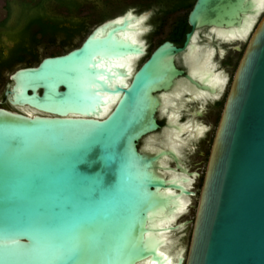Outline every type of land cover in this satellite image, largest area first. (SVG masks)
<instances>
[{
    "label": "water",
    "instance_id": "95a60500",
    "mask_svg": "<svg viewBox=\"0 0 264 264\" xmlns=\"http://www.w3.org/2000/svg\"><path fill=\"white\" fill-rule=\"evenodd\" d=\"M135 18L130 10L79 48L11 76L12 104L48 115L0 108V264H264V6L196 0L187 17L193 29L252 33L217 126L186 258L169 234L180 194L189 193L160 172L163 152L136 148L158 127L153 93L181 73L178 49L164 42L128 86L111 82L124 75L114 60L141 53L125 37Z\"/></svg>",
    "mask_w": 264,
    "mask_h": 264
},
{
    "label": "flooded vegetation",
    "instance_id": "af4514ba",
    "mask_svg": "<svg viewBox=\"0 0 264 264\" xmlns=\"http://www.w3.org/2000/svg\"><path fill=\"white\" fill-rule=\"evenodd\" d=\"M41 1L4 3L5 15L0 18L2 109L23 115L47 116L28 105L12 104L13 93L10 91L15 81L11 76L18 70L38 66L45 58L61 56L79 48L98 27L122 17L130 10L136 18L130 20V30L125 31V37L130 36L131 41L140 44L141 53L124 55L114 60L113 65L124 75L111 82L128 86L133 75L164 42L178 49L173 64L181 73L168 87L153 93L159 102L154 114L158 127L142 135L136 142V148L150 154L163 152L158 161L162 168L160 172L189 193L180 194L183 207L178 209L176 222L172 224L175 230L169 234L171 245L176 237L188 240L183 253L186 258L217 126L235 71L252 32L244 37L239 31L228 33L216 27L193 29L187 17L196 0H146L143 5L145 10L136 12L127 9L117 16L110 15L112 8L109 6L119 1L105 0L103 11L98 17L94 16L100 10L96 4L72 0L48 6ZM87 4L92 5L89 15L78 17L80 10ZM20 13L29 14V17L20 19ZM143 13L147 14L146 17H139ZM86 32L83 41L75 46V42ZM134 34L136 39L132 37ZM41 93L38 90V94ZM103 96L108 101L120 97L108 93ZM191 210V219L180 221Z\"/></svg>",
    "mask_w": 264,
    "mask_h": 264
},
{
    "label": "rangeland",
    "instance_id": "374dc122",
    "mask_svg": "<svg viewBox=\"0 0 264 264\" xmlns=\"http://www.w3.org/2000/svg\"><path fill=\"white\" fill-rule=\"evenodd\" d=\"M6 1H10L12 3H15L17 1H19L21 4H25L26 2H30V1H35L36 3H38L39 1L41 0H0V18L3 17L5 15V12L3 10V6H4V3ZM69 1H72V0H43L41 1V3H45V4H48L49 5H54L55 3H58V2H69ZM82 2H86V3H90V4H96L97 6L99 5V8H98V12H95V15L94 16H99L101 14V12L103 11L102 8H104V2L105 0H80ZM115 1H119L117 4H112L110 5L109 7L112 8L110 10V15L111 16H117V15H120L122 14L125 10L127 9H134L136 12H140L142 10H145V8H143V5L146 3V0H114ZM92 5H86L85 7H83L80 12H79V15L78 17H84V16H87L89 15L90 13V8ZM63 15H65L64 11H62ZM20 17V19H24V18H27L29 17V14H18V18ZM88 32V31H87ZM86 33H84L76 42H75V46H78L82 41L83 39L85 38L86 36ZM50 51H55V49H51ZM192 214H193V210L190 211L189 214H187L186 216H183L180 218V221L181 220H184V219H191L192 217ZM188 245V240L185 239V240H182L181 238H178L176 237V239H174V244L172 245V247L174 248V250H177L179 248H186Z\"/></svg>",
    "mask_w": 264,
    "mask_h": 264
},
{
    "label": "bare ground",
    "instance_id": "6f19581e",
    "mask_svg": "<svg viewBox=\"0 0 264 264\" xmlns=\"http://www.w3.org/2000/svg\"><path fill=\"white\" fill-rule=\"evenodd\" d=\"M259 4L262 5V7H263L264 6V0H259ZM139 22H141V21H139ZM240 33L245 37L248 32H245V28H244ZM132 37L135 38V39L137 38L136 34L132 35ZM105 113H103L102 115H104Z\"/></svg>",
    "mask_w": 264,
    "mask_h": 264
},
{
    "label": "trees",
    "instance_id": "16d2710c",
    "mask_svg": "<svg viewBox=\"0 0 264 264\" xmlns=\"http://www.w3.org/2000/svg\"><path fill=\"white\" fill-rule=\"evenodd\" d=\"M63 3V2H62Z\"/></svg>",
    "mask_w": 264,
    "mask_h": 264
}]
</instances>
